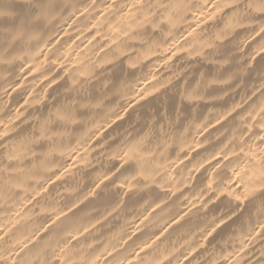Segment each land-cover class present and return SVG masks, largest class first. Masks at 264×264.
Wrapping results in <instances>:
<instances>
[{
  "label": "clouds",
  "instance_id": "clouds-1",
  "mask_svg": "<svg viewBox=\"0 0 264 264\" xmlns=\"http://www.w3.org/2000/svg\"><path fill=\"white\" fill-rule=\"evenodd\" d=\"M0 264H264V0H0Z\"/></svg>",
  "mask_w": 264,
  "mask_h": 264
}]
</instances>
